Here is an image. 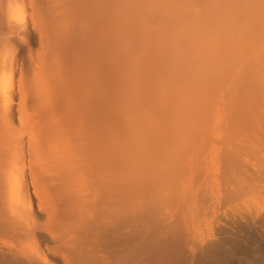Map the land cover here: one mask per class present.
Wrapping results in <instances>:
<instances>
[{"label":"bare ground","instance_id":"6f19581e","mask_svg":"<svg viewBox=\"0 0 264 264\" xmlns=\"http://www.w3.org/2000/svg\"><path fill=\"white\" fill-rule=\"evenodd\" d=\"M0 264H264V0H0Z\"/></svg>","mask_w":264,"mask_h":264}]
</instances>
